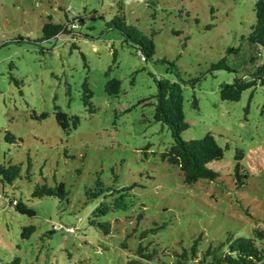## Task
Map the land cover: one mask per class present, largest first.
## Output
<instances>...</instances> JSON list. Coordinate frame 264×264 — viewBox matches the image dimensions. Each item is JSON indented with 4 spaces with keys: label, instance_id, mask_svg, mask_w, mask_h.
Instances as JSON below:
<instances>
[{
    "label": "rangeland",
    "instance_id": "obj_1",
    "mask_svg": "<svg viewBox=\"0 0 264 264\" xmlns=\"http://www.w3.org/2000/svg\"><path fill=\"white\" fill-rule=\"evenodd\" d=\"M256 1L149 0L148 6L144 0H0V163H21L12 185L0 181V264L14 256L21 264H127L140 233L151 227L156 230L141 243L154 240L160 250H180L178 242L191 243L198 233L203 247L227 233L264 231V86L257 83L237 101L218 96L221 82L250 79L254 65L264 63L260 57L250 64L255 48L245 39ZM120 7L129 24L152 36L151 59L106 28ZM65 14L77 27L43 40V22L50 17L64 25ZM224 56L233 71L211 69ZM157 76L181 84L189 124L182 138L209 131L224 148V157L210 165L219 181L185 184L179 168L161 160L172 138L152 115ZM108 78L120 82L116 95L105 90ZM85 79L92 113L81 99ZM55 105L79 116L75 129L57 124ZM33 111L48 116L34 119ZM7 130L22 141L6 143ZM237 149L249 174L242 189L228 176ZM42 177L48 184L53 177L62 181L69 202L31 197ZM121 188L130 189L131 207L108 210V194ZM12 198L34 216L18 213L8 204ZM138 212L143 218L134 229ZM105 220L109 234L90 223ZM27 225L35 231L23 238Z\"/></svg>",
    "mask_w": 264,
    "mask_h": 264
},
{
    "label": "trees",
    "instance_id": "obj_2",
    "mask_svg": "<svg viewBox=\"0 0 264 264\" xmlns=\"http://www.w3.org/2000/svg\"><path fill=\"white\" fill-rule=\"evenodd\" d=\"M148 6H151L149 0H144ZM120 11L109 21L105 22L108 29H116L120 32L121 36L129 46L138 53L143 60L151 59L155 54L154 41L151 37L146 36L137 26L129 24L123 13ZM69 11V10H67ZM66 11V12H67ZM254 23L250 26L246 41L253 45L255 48L254 55H249L248 61L250 64L255 63L257 58L264 60V0H257L253 6ZM64 25L56 24L51 21L49 17L46 22L41 26L42 39L50 40L55 37L59 32H68L70 29L76 28L77 23L74 19H68L65 14ZM75 36V35H73ZM234 49H232L233 51ZM231 51L227 48V53ZM255 69L248 75L250 79L235 77L232 82H221L219 84V98L227 101H237L242 95V92L253 89L257 83L264 86V63L254 65ZM211 69H226L233 71L227 64L226 57H221L218 62L212 64ZM110 67L105 73L108 76ZM156 91L153 95L154 110L153 119L160 122L162 125L167 126L172 143L168 148L160 154L161 160L168 164L175 165L179 168L182 176V181L185 184L193 185L198 180L204 179L208 182L219 181V171L210 167L213 162L219 161L224 157V148L221 147L214 136L207 131L199 138L183 139L182 133L189 127L188 122L183 113V91L181 84L177 80L162 78L157 76L153 78ZM119 80L108 78L105 82V90L108 94L116 95L119 92ZM92 90L89 88L87 80L82 82V102L83 105L88 106L90 113L95 112L96 108L91 102ZM194 104L196 99L193 98ZM55 119L57 124L67 132L70 127L75 129L79 123V116L76 114L68 115L66 112L55 105ZM48 116L47 112H42L39 115L33 111L31 117L34 119H44ZM70 121V124L68 123ZM4 140L8 144H16L17 141L21 142V138H16L10 131L4 132ZM244 152L242 149H237L234 155L233 174L229 173L233 180L234 188H243L249 178V174L243 169L241 162L244 159ZM26 173L29 174L30 161L27 157ZM21 163H15L10 159L6 163H0V181L8 185L20 178ZM100 187L102 182L98 181ZM130 189H116L108 194V210L111 211H126L133 203L129 197ZM33 198L56 197L60 201L69 202L68 190L62 181H56L53 177V183L48 184L44 177L41 182L34 184L30 194ZM8 204L20 213L30 217L34 216L33 210L22 204L15 198L8 201ZM100 214H98L99 216ZM96 216V215H95ZM135 225H139L143 216L138 212L135 216ZM99 231L104 234L110 233V224L108 220L105 221H91ZM72 230L70 231L69 229ZM68 232H74L73 227L67 228ZM156 230V227L146 228L140 233V241L134 250H129L132 257L127 261V264H164L162 258L169 257L167 262L172 264H264V231L261 229L253 228L248 235H235L227 233L225 240L218 243L210 242L207 245L200 247L202 234L198 233L191 243L183 244L184 241L178 242L180 250L173 248V245L168 248L160 250L157 242L154 240L141 243L149 233ZM35 231L34 225H27L22 227L21 236L28 238ZM122 247L126 248L125 244ZM4 264H21L20 257L14 256L9 263Z\"/></svg>",
    "mask_w": 264,
    "mask_h": 264
},
{
    "label": "built area",
    "instance_id": "obj_3",
    "mask_svg": "<svg viewBox=\"0 0 264 264\" xmlns=\"http://www.w3.org/2000/svg\"><path fill=\"white\" fill-rule=\"evenodd\" d=\"M70 231L72 230V228L71 229H69Z\"/></svg>",
    "mask_w": 264,
    "mask_h": 264
}]
</instances>
